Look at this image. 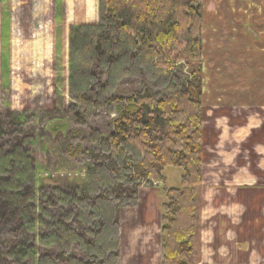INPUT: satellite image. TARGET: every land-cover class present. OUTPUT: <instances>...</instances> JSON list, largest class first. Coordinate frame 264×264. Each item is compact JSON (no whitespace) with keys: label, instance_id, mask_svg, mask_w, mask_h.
Listing matches in <instances>:
<instances>
[{"label":"rangeland","instance_id":"obj_1","mask_svg":"<svg viewBox=\"0 0 264 264\" xmlns=\"http://www.w3.org/2000/svg\"><path fill=\"white\" fill-rule=\"evenodd\" d=\"M201 2L202 180L216 207H205L202 225L200 195L199 264L202 254L204 264H264V192L258 185L264 180V0ZM97 21L98 0H0V126L6 130L0 160L11 159L14 179L24 180L19 191L27 193L28 212L23 224L11 213L1 222L0 241L26 245L23 259L13 264H45L55 255L50 225L75 212L74 189L101 161L89 128L73 122L80 109L70 85L72 30ZM117 86L123 95L158 91L144 73ZM112 116L101 113L88 122L108 135ZM180 174V168L166 167L163 182L137 188L134 206L120 203L118 264H162V191L179 187ZM217 181L241 185L235 192L218 191ZM239 207L246 225L230 217ZM72 251L81 255L79 247Z\"/></svg>","mask_w":264,"mask_h":264},{"label":"trees","instance_id":"obj_2","mask_svg":"<svg viewBox=\"0 0 264 264\" xmlns=\"http://www.w3.org/2000/svg\"><path fill=\"white\" fill-rule=\"evenodd\" d=\"M70 73L71 97L80 109L73 122L89 128L101 161L74 189L75 212L69 211L67 222L50 225L55 255L45 264H118V207L134 206L140 185L163 182L166 167L180 168L181 174L179 187L162 191V264H199L201 0H98L97 23L72 30ZM142 73L157 92H116L123 79ZM101 113L113 115L108 135L88 122ZM0 134H6L2 126ZM0 162V226L10 213L23 224L24 180L14 179L11 159ZM77 247L80 256L72 251ZM26 253V245L0 241V264H13Z\"/></svg>","mask_w":264,"mask_h":264},{"label":"crops","instance_id":"obj_3","mask_svg":"<svg viewBox=\"0 0 264 264\" xmlns=\"http://www.w3.org/2000/svg\"><path fill=\"white\" fill-rule=\"evenodd\" d=\"M203 115L204 114H203V108H202V117H203ZM202 128H203V125H202ZM204 155H205V150L202 149V159H204ZM204 166H205V163L202 160V169H203ZM260 182H259L258 185L261 187L262 192H264V180H261ZM215 183H217L218 185H220V186H217L216 185L217 186L216 188L218 189V191H220V189L227 188V192H235L236 187H239L241 185L240 183H236L235 181H229V182H227V184H229L227 186H225L224 183H220L219 181H217ZM207 187H209V186L208 185L205 186V184H204V182L202 180V187H201L202 189L200 190L201 203H202V207H203L202 210H201L202 212H201V221H200L202 225H203V223L205 221V218H206V216L203 213L204 210H205V207L208 208L209 207V204H210V207H211V210L212 211L216 207V205H214V204H216V201L214 202V200L216 199L215 198L216 196H214V197H207V195H206L207 190H208ZM212 187H214V186H212ZM240 202L241 201H239L238 206H239ZM231 203H234V201H232ZM261 211H262V214L264 215V208H262ZM243 212H244V210H241V208L239 207V211H235V213L232 214L230 217L232 219H236V222H238L239 224L246 225L248 220L246 221ZM263 215H262V218H264ZM209 219L212 220L211 217H209ZM205 239H206V234L202 231L201 232V250L202 251H204L205 250V247H206V244L204 243ZM213 239H214V234L212 233L211 234V240L213 241ZM201 258H202L201 259V263L204 264L203 262H205V261L203 259V254H202ZM205 264H208V263H205ZM210 264H212V263H210Z\"/></svg>","mask_w":264,"mask_h":264}]
</instances>
